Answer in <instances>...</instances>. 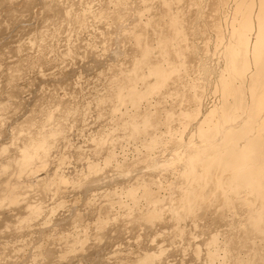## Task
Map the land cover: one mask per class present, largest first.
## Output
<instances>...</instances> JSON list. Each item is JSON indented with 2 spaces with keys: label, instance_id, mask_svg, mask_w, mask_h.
<instances>
[{
  "label": "bare ground",
  "instance_id": "bare-ground-1",
  "mask_svg": "<svg viewBox=\"0 0 264 264\" xmlns=\"http://www.w3.org/2000/svg\"><path fill=\"white\" fill-rule=\"evenodd\" d=\"M33 1L34 0H25L22 9L27 10L31 7L30 4L32 5ZM70 1L72 3H70V6L74 9L69 5L67 6L64 0H44V2H41L43 3V11L41 12L40 19H38L39 17L37 18L38 15L36 17L33 16L34 19L37 18L39 20V22L34 21L33 23L35 24L36 22L39 25L35 28L37 25L33 24L35 29L30 28V30H32L31 35L34 37L30 39L28 38L30 36H28V39L25 38L26 40H22V42L24 41L23 43L20 42L21 38L19 43L10 46L8 54L12 55L14 67H17L19 63H23L25 69H30L32 67L36 68L38 63L47 62V67L50 69H57L60 65L63 66L62 60L64 61L67 57V60H71L69 57L77 55L74 50L76 46L70 47L72 43L70 45H65V48L61 45L60 47L58 46L61 50L64 48L62 51L58 50L56 47L57 50L60 51L58 52L55 51L52 48V44L48 42L49 40L53 41V39H56V36L65 35V32L62 31L64 28L68 29L69 26H72L71 31H73V27H75L77 28V30L74 29L76 31L75 33L79 32V29L84 31L87 26H90V24L87 25V19L92 17L95 20L91 18V25L92 20H94L98 23H96L97 27H99V31L97 30L98 32L96 33L97 38L99 36L101 40L110 43L113 42L111 41V37H114L113 32H116L115 36H117V39L119 38L118 42L121 43L120 45L117 43V46L120 47L116 48L117 46L114 42L116 48L113 50L114 53L111 49L107 48L108 43H105V45L107 44L105 47L109 52L111 50L114 55L113 58L115 59H112L114 62L109 59L108 61L110 62H108L107 59L105 60V62H107L105 73H109V75L111 73L110 76L108 75L109 77L106 76L109 79L105 77L107 81L102 79L107 82L105 84L106 86H103L106 88V90L104 89L105 92L101 94L99 91L97 93L98 95L94 94L95 97L89 94L90 96L88 95L85 101L81 99L83 104H85L86 101L91 102V99L93 100L94 98L95 101H92V103L96 102L98 105L97 107L101 110L104 108L107 109L109 114L103 115H108L112 119L110 121L112 125H108L111 126L108 127L109 130L107 126V130H103L104 128H102L99 123L102 122V124H104V120L106 121V119L110 117L104 116L105 118H103V116H99L101 113H98L99 115L97 114L98 111L95 109L96 105L90 103L92 108L94 107L96 111L95 115H98V119L101 120L97 122L96 126L99 125L98 130L102 129L101 132L96 131L99 135L96 134L97 136H93L95 137L94 140H92L93 137L90 138L91 140L89 139L94 143H92L91 147L87 146V149L88 147L90 149L92 148L91 152L96 155V157L102 158V167L97 166V164H94L91 160L88 162L86 160L85 165L88 175L85 176L87 173H84L85 177L81 175L84 177L83 179L88 178L89 174L96 173L107 167H110V171L112 168L111 172L115 170L116 172H114L116 174L118 173V175L126 171L127 165L122 164L123 162L121 164H115L114 162L113 164L115 157L113 147H116V139L114 140V138L117 134H120L122 138L128 141H137V139L140 141V136L145 137L148 135L146 136L148 140L145 139L146 141L144 142L148 155L149 151L152 153L151 150L161 143L163 138L161 139L162 136L160 135L168 134L164 136H171L172 134H176L172 133L169 135V133L173 131L174 126L176 127L178 125L183 131L190 129L192 132V139L187 142L185 141V144L182 139V141H177L172 138L173 141L170 145L173 144L176 148L170 149L172 146L166 145L167 148L169 147V149L166 148L169 151H166V153L163 152L165 155H163L162 150L156 157L147 158L150 164L148 162L146 163L152 168H150V170H153L150 172L151 174L148 173L151 176L153 175L152 177H154L155 174L152 173L157 168L155 171L158 172L159 169L160 171L166 170L169 172V175L175 178V180L172 179L173 185L171 181L168 184V186H171L170 193L167 192L169 193L167 197L166 195L165 197H161L157 195L156 192L154 193L150 188V183L153 181L146 176L144 177L147 179H138L139 182H136L139 190H134L137 187L126 189L132 206L125 212L133 215V225L140 227V229L142 227L144 231L147 226L150 228L152 227V229L154 228V231L157 229L159 232L156 231L158 233L157 236L160 235L163 239L162 242L166 241L163 246L159 244L160 247L158 246L159 249L157 248L156 252L152 251L151 253V250L145 253L143 252L138 262H140V264H171L168 259L171 257V253L175 255L174 253L177 252L181 255L182 252L188 251L189 256L188 254L187 256L189 257V261H192V264H264V0H99V3H96L97 8L95 9L90 7V0H87L89 3H85L79 11H75L76 9L73 6L75 4H73L72 0ZM96 1L97 0H95V2ZM207 1L212 7L211 10L215 8L213 11L215 13L217 12L215 15L219 13L217 10L221 9L218 7L225 6L229 3L231 4V7L228 5L231 11H227L230 12V20L226 23L228 24V30L226 31L225 25H222L225 28H223L224 31H226L225 33L223 29H221L222 27L219 26V21H216L218 24L213 21L218 19L217 16L215 17L213 15L217 18L214 19L213 16H211L213 12L209 10L211 12L209 18L210 16L211 18L209 19L210 21H208L211 22V25H209L212 26L214 29L213 31L216 33V35H214L215 33L212 32L213 35L216 36V42L219 46L218 49L215 48L218 50L217 55L219 58H217L219 60L221 59L220 61H222V64L218 70V74L215 75V79H211L214 81L211 82L213 84L211 85L208 81L207 85L210 84L211 87L209 85L204 89L202 83L207 79L203 80V82L201 81V83L198 80H201L200 78L202 77L197 78L196 76L198 80H196V78L194 79V75L192 76L193 79L189 78V75L192 74L190 72H195L193 71V64L196 63L197 65L198 57H196L197 62L191 63L192 66H190L189 63L191 59L195 57V54H197V50L199 53L203 52L205 58L199 55V59L202 58V61L199 60V63L200 61L202 63L199 64V67L195 65V68H198L200 72L202 71L201 73L205 76L204 78H207V72L210 70L208 66L210 67V65L208 63V66L205 65L206 61L208 62V60L214 59L208 58L207 60L206 55H212L214 53H210V51L209 54L205 53L208 52V49L204 52V46L206 44L203 46V43H200L201 39L198 40L201 36H197L195 39L198 40L197 43H200L204 47L202 48V46H199L202 52L199 51V47L196 48L192 43L194 38L192 37V32H199L201 29L200 27L204 26H200L199 30L195 29L198 24H194L195 26H193V22H200L202 18L208 15L205 14L208 12V9L206 10V6L208 5H206ZM84 2H86V0ZM92 5H94V2ZM36 6L38 7V5ZM203 6H205V12H203L204 10L202 11ZM94 7L96 6L94 5ZM31 9H33V7H31ZM225 9L228 10L229 8L227 7ZM17 11L22 10L15 9L14 13ZM222 13H224V11ZM206 19L207 18H205V20ZM221 19H223V17ZM125 21H130V25L129 22L125 24ZM206 21L205 25H208ZM223 21L224 19L222 22ZM203 22H200L199 25ZM224 22H226V20ZM31 23L32 22H30V24ZM66 23L67 26L69 25L68 27H65ZM209 27L207 28L209 29ZM89 28L91 29V27ZM96 29L94 28V30ZM202 29L203 33H206V30H204L205 28L203 27ZM69 30L70 29H68V31ZM88 31L89 30H86V33ZM24 33L25 32H23V34ZM68 33L69 32L66 34ZM28 34H30V31ZM94 34L93 32V35ZM209 35L212 37L211 34ZM67 36L68 35H66V38ZM71 36L73 37V35H69L70 38ZM96 37H94V39ZM62 38L63 37H61V39ZM66 38V41L69 40ZM75 38H77L76 34L72 40ZM80 38L81 37H79V39ZM204 38L205 37L202 39ZM112 39L114 40V38ZM213 39V43H215V38ZM27 40L30 41L26 42ZM80 40L85 39L82 38ZM90 40L93 41L92 38H90ZM90 40L87 39V41H85L89 42ZM54 41L53 43L55 44ZM56 41L58 42V40ZM63 41L64 38L62 42ZM57 42L56 44H58ZM73 43L75 44V41ZM63 44L64 43H62V45ZM85 44L82 46H86V50H89L90 47H87L89 43H87L88 45ZM96 44L101 45V41ZM110 45L111 44H109V47ZM214 45L215 44H212V46ZM95 48L96 47H92V49ZM89 51L90 52H85L87 54L92 53L91 50ZM105 51L103 52L104 56L109 54V52L107 54V51ZM213 51L216 52L215 50ZM93 52L96 54L95 50ZM51 53L52 55H49ZM78 53L79 56L81 54L80 57L83 56L82 52ZM86 53H84L85 56ZM117 55L119 57L116 59L115 57ZM96 56L97 54L95 57ZM212 56L214 57V55ZM99 57L101 56L99 55ZM108 57L111 58V56ZM82 58H79V60ZM217 58V61H214L215 63L219 61ZM102 59H104V57ZM194 59H192V61ZM203 59H206L205 64ZM59 62H62V64ZM93 62L99 63L100 60L94 59ZM70 63L73 64L68 61L67 70H72L73 66L68 69L71 66ZM211 63L212 61L210 64ZM98 67L99 66H97V68ZM211 67H213V65H211ZM41 68L42 70L40 69L39 72H44V68ZM97 68L95 67V69ZM97 70L99 71L100 69ZM214 70L216 71V69ZM102 71H104L103 67ZM204 73H206V75ZM101 74L103 75L104 73L102 72ZM102 75L99 73L100 77ZM200 75L202 76V74ZM53 78H55V76ZM14 79L19 80L20 75L17 74ZM96 79L98 80L97 76ZM55 87L56 86L52 89L54 92L50 94L45 105H43L42 109L44 115L42 114L38 121H35V116H29L21 123L17 122V124L14 122L12 129L13 136L11 139L19 140V142H15L16 140H14L13 145L12 142L10 146L8 145L10 142L6 145H0V209L8 206L20 205L26 215L35 213L42 214L44 208L41 202H39V198H42L51 190L46 189L52 186L56 189L55 191H57L60 186L63 187L65 183H67V177L74 176L72 169L70 170L71 176L68 173L69 176L66 177L64 176L65 173L60 174L63 167L60 168L59 174L55 172L66 159L63 158L66 156L63 154V157H61V155L55 157V155L58 156L60 153L58 152V154H56L53 152L56 148L55 140H63L65 137L64 133H68L66 129L68 125L66 122L69 118L70 120L76 121L74 125V122L72 121V123L69 120L73 125L72 127V125L69 124L71 125L70 127L74 129V126H77L79 123L77 121H81L83 115L90 116L92 112L95 111L89 108L91 113L87 114L86 110L88 112V107H90L87 105V102L86 105H83L80 100L76 101L72 98L73 95H70L72 92L70 93L68 89L66 91L70 93L69 95L63 88L62 90H64V92L59 95L56 93L57 87ZM79 87L80 86H78V88ZM101 89L103 88L101 87ZM207 92L211 94L213 101L206 104L208 97ZM86 95L87 94H85V97ZM13 97L18 98V94L16 96L13 95ZM89 97L93 98L90 99ZM42 98L44 99V97ZM65 100H67V102ZM189 100L193 103H190V105H194V108L191 106L193 109L184 107L185 103L189 102ZM4 108H18V102H14L13 100L2 102V104H0V109ZM122 108L126 109L124 113H121ZM64 120L67 121L65 122ZM49 122H52V124L47 126ZM79 131H81V129ZM62 137L63 139H61ZM122 138L119 137L120 140H123ZM141 140H143V138H141ZM63 142L66 143L65 140H63ZM57 145V148H59V144ZM61 145H63L62 142H60V146ZM66 146L69 148V145ZM51 150H53L52 154L54 156L50 155ZM64 152L65 151L62 153ZM81 152H84V149ZM64 154H66V152ZM69 159H66V163H69ZM50 161L58 166L56 168L55 166L51 167L55 168V170H51L53 173L51 174L52 176L48 174V172H50L48 170L51 169L48 167V162ZM70 161L72 163L71 159ZM112 165L115 169H113ZM47 167L48 169H46ZM67 171L69 172V170ZM126 174L127 172L125 175ZM49 176L51 177L49 178ZM26 182H28L27 186L29 188L25 186ZM20 187L23 189H20ZM30 188L35 191L32 189L30 190ZM29 190L31 194H34V192L35 194H38L37 192L42 193L45 190L47 192L45 191L43 195L40 194V197L37 199L38 201L34 200L32 202L29 199ZM140 197L143 198L144 201L142 206H140ZM26 217H22L17 221L15 220V224H13V222L7 224L8 222L4 220L5 223L3 222L4 229L2 232L17 228L19 224L26 221ZM76 219L78 220L80 218ZM101 224L96 227H100ZM148 227L147 229H149ZM188 227L191 228L190 231L188 230L189 232L193 229L196 230L195 233L188 232L189 235L193 234L191 235L192 237H196V233L197 236H199L198 233L205 234V237L200 239L201 241L199 240L201 244H198L200 246L198 244V246H196V244L193 243L195 241L194 238H188L189 235L187 236L184 230L185 228L188 229ZM195 227L198 229H195ZM0 230H2V226ZM138 230L137 234L140 231ZM214 230L216 232H214ZM156 232H154V234ZM140 236L142 237L141 234ZM20 237H22V235ZM20 237L18 238L20 239ZM139 237L137 240L135 239V242L138 241L137 243H140L141 240ZM19 239H15V242L17 243ZM6 242L3 243L6 245L5 247L8 245L16 247L14 245H17L16 243L14 244V240L11 241L13 245H7ZM74 242L73 246L69 245L65 249H62L63 252L61 251L62 253H59L60 258H65L66 255L74 249L76 243L78 244L81 240L75 237ZM197 242L198 241H196V243ZM176 243H179L180 246H175L174 244ZM9 249L11 250V248ZM15 249H13V251L16 252ZM42 249H44V247ZM10 250H8V252ZM42 252L44 251H41L39 254ZM184 256L185 255H183V257ZM188 257H184L186 260L183 259V263L182 261L180 262L179 257L178 262L185 264ZM189 261L187 262L189 263Z\"/></svg>",
  "mask_w": 264,
  "mask_h": 264
},
{
  "label": "rangeland",
  "instance_id": "rangeland-1",
  "mask_svg": "<svg viewBox=\"0 0 264 264\" xmlns=\"http://www.w3.org/2000/svg\"><path fill=\"white\" fill-rule=\"evenodd\" d=\"M24 1L25 0H0V25H1V27H0V31H1L0 32V104H2V102L8 101V100H13L14 102H18V108L0 109V145H4V144L6 145L9 142H10L8 144L9 146H10L11 142H12V145L14 144V140H16V139H11L13 136L12 135V129H13L14 122L15 123H17V122L21 123L23 120H25L29 116H31V117L35 116L34 117L35 121L36 120L38 121V119H40L41 115L42 114L44 115V111H43L42 107H43V105H45L46 100L50 96V94L54 92V91H52L54 86L57 87L59 85L57 87L58 89L55 87L56 93H58L59 95L61 93H63L64 90L66 91L68 89V91L70 93L72 92V94H70V93H68V91H66L67 94L68 95L70 94L71 96L73 95L72 98H74L76 101L80 100V102L82 104H83V101H85L86 98H88L89 94L90 95L92 94V96L95 97V95L99 91L101 92V94H102V92L104 93L105 92L104 89L106 90V88L103 86L107 83L105 81H107V79H109L107 77H109L111 75V73H110V75H109V73H105V70L107 67V65H106L107 62H105V60L107 59V61H108V59H109L112 62H114L113 60H115V59L113 58L114 55L112 54V52L116 48L120 47V46L119 47L117 46V43L119 45L121 43V42H118L119 38L117 39V36H115L116 32H113L114 37H111V41H113V42L109 43L108 41H106L108 43V46H107V44L105 45V43H106L105 41L101 40L98 35H97L98 38L96 37V33L99 31V27H97V25H96L97 22L94 21L95 19L90 17V18H88L89 20L87 19V25L90 24L89 27H91V29H92V26H93V29L91 30L87 26L89 28V29L87 27L85 28L86 30H89L87 33H86V30L83 31L82 29H79L78 30L79 32L75 33L76 32L75 30H77V28L73 27L75 30L73 29V31H71L72 26L68 25L69 26L68 29H70V30L68 31L67 28H64L62 31L65 32V35L62 34V35L56 36V39H53V41L55 40L54 41L55 44L53 43L52 40L48 41L50 44H52V48L55 51H58V50L62 51V50H64L65 45H67V44L70 45L71 43L73 46L71 45L70 47L76 46L74 50L76 51L75 54H77V55L76 56L74 55L75 57L74 56L69 57L71 60H67L68 57L66 59H64L65 62L67 61L66 63L62 60L63 66L60 65V64H62V62L61 63L59 62L60 67H58L57 69L51 68L52 69L51 70L49 67H47L48 63L44 62V63H38V66L36 68L32 67L30 69L29 68L25 69V67H23V63H19V65L17 67H14L13 66L14 62L12 63V55L8 54L9 50H10V46H13V44L16 45V43H19V40L21 38L22 39L20 40V42H22V40H24L28 36H30V37H28L30 39H32L34 37L31 35L32 30H30V28L35 29L38 27L39 24H37L36 22L37 21L39 22L38 19H40V16L42 14L41 12L43 11V8H42L43 3H41V2H44V0H42V1L34 0L32 2V5L30 4V6L33 7V9H31V7H29L27 10L22 9V7L24 6V3H25ZM35 1L36 2L40 1V2L36 3ZM72 1H73V4H75V5H73L76 9L75 11H79L80 8L85 3H89V2H87V0H86V2H84L85 0H82V3H81V0H72ZM77 1H80V2H77ZM92 1L93 0H90V3H89L91 6L89 4L88 5L90 7H93L94 9L97 8L96 3L98 4L99 0H97L98 2L97 1L95 2V0L93 1L94 5L96 7H94V5H92L93 4ZM204 1H206V0H204ZM204 1H203V4H204ZM64 2H65V4L67 3L66 4L67 6L68 5L70 6V3H71L70 0H64ZM36 5H38V7ZM206 5L210 6V7L206 6V10L208 9V12H206L205 14H208V15L207 16L205 15L206 17L203 16V17L207 18L206 19L207 21L205 20V18H202L201 19L202 21H200V22H203V19H204V22L200 25H199L200 22H198V21H197V23H194L196 21L193 22V26L198 24V25H196L195 29L199 30L200 26H202V25H204V26L200 27L201 29L199 32H197V31L192 32L193 33L192 37H194L193 38L194 41L192 40V43L195 45L196 48L199 46L201 47L202 43H203V46H204V44H206L204 46L205 48L202 46V48H204V52L206 51V49H208L207 50L208 52H205V53L209 54V51H210V53H214V54H212V55H214V57L211 54L206 55L207 60H208V58H211L214 60H208V62L206 61V64H205L206 59H203V62L205 65L208 66V64H209L210 67H211V65H213V67L210 68L208 66V68L210 70L207 72L208 73L207 75H206V73H204L207 76V78H204L205 76L203 75V73H201L202 71L200 72L198 68H195L196 63H194L193 64V68H194L193 71H195V72L191 71L190 73H192V74L189 75V78H192V79H193V77L195 79L196 76H197V78L202 77L203 79L200 78L201 80H198L196 78V80H198L200 82L201 81L203 82V80L207 79V80H205L204 83L201 82L204 85V89L207 88L210 84L211 85L213 84L211 82H214L212 80H213V78L215 79V75L218 74V70L220 69V66L222 64L221 63L222 61H220L221 59L220 60L218 59L219 58L217 55L218 50H216L219 48L218 43L216 42V36H214V35H216V33H215V31H213L214 29L212 28V26H210L211 22H209L210 21L209 19L213 15L215 17L217 16L218 19L213 16L214 19H217V20H213V21H215V22L219 21V24H220L219 26L222 27L221 29L224 28V26H222V25H225L226 29L225 28L224 29L227 31L228 30V24H226V23L229 22V20H230V14H229L230 12H227V11H231L230 10L231 4L229 3L225 6L218 7V8H221L222 10L218 9L217 11L219 13L221 11L222 12L224 11V13L221 12L220 14L218 13L217 15H215L217 13V12L216 13L213 12L215 10V8L211 10L212 7H211V5H209L208 1H207ZM70 7H72V6H70ZM227 7L229 8L228 10L225 9ZM77 8H79V9H77ZM15 9L16 10L20 9L22 11H17L14 13ZM32 10H33V12H32ZM206 10H205V6H203L202 11L205 12ZM209 10H211V12H213V14H211L210 18H209V15L211 12ZM32 13H34L35 15ZM226 14H228V15H226ZM33 16H35V17L37 16V18L38 17L39 18L34 19ZM218 16L221 18L223 17L224 21L226 20V22L223 21L224 22L223 23L222 22L223 19L219 18ZM91 18L94 19V20H92V25L90 23ZM34 21H36L35 24L33 23ZM88 21H89V23H88ZM205 21L207 22L206 24H208V25H205ZM30 22H32V23L30 24ZM128 22L130 25V21H127V22L125 21V24ZM33 24L37 25V26L36 27L34 26L35 27L34 28ZM68 26L66 23L65 27H68ZM206 26L207 27L210 26L209 29ZM96 27H97V29H96ZM203 27L205 28L204 30H206V33L205 32L203 33V29H202ZM94 28L96 30H94ZM211 28H212V30H211ZM224 29H223V31H224ZM90 30L95 33L94 34L95 36L93 35V32H91ZM29 31H30V34H28ZM226 31H224V32L226 33ZM23 32H25L26 35H25V33L23 34ZM67 32H69L70 34L69 33L66 34ZM80 32H82V33H80ZM212 32L215 34L213 35ZM195 33L196 34L198 33V34L196 35ZM21 34H22V36H21ZM75 34H76L77 38L72 40L75 37ZM80 34H82V35H80ZM87 34H88V36H87ZM209 34H211V36L213 38H215V43H213L214 39L212 37H210ZM66 35H68L67 38H66ZM69 35H73V37L71 36V38H70ZM117 35H118V33H117ZM60 36L64 38L63 42H62L63 38L61 39ZM197 36H199V37L201 36L202 38L205 37L204 38L205 40L200 37V38H198V40L201 39L200 40L201 44L197 43L198 40L195 39V37H197ZM79 37H81L80 39L83 38L86 41H87V39L90 40V38H92L93 41L90 40L89 42H86L85 40H80ZM94 37H96V38L94 39ZM192 37H191V39H192ZM206 37L208 38V40ZM65 38L69 39L70 41L69 40L66 41ZM112 38H114L115 41ZM99 39L101 41V45L103 43V45H102L103 49L101 48L100 44L99 45L96 44V43H100V41L98 42ZM56 40H58V42ZM28 41H30V40H27L26 42H28ZM74 41H75V44L73 43ZM80 41H81V43H80ZM211 41H212V43H211ZM13 42H15V43H13ZM56 42L59 45L56 44ZM66 42H70V43H66ZM77 42H79V43H77ZM92 42H94L95 44ZM114 42L116 43V46H117L116 48H115ZM62 43H64V44L62 45ZM87 43H89V45ZM210 43H211V46H210ZM81 44L82 45H84V44L88 45L87 47H90L89 50H91L92 53H94L93 51L95 50L97 56L95 57V55H96L95 53L94 54H92V53L87 54L85 51H88V52H90V51L86 50V48H85L86 46H82ZM109 44H111L110 45L111 48L109 47ZM212 44H215L214 45L215 47L212 46ZM60 45L62 47H64L62 50L59 48ZM112 45H113V49H112ZM91 46L93 48L94 47H96V48L92 49ZM105 46H107L108 49H111L112 52H111V50L109 52ZM56 47L58 48V50ZM200 47H199V51H201ZM76 48H78V49H76ZM104 48L106 49L107 52L105 51ZM213 50H215L216 52H214ZM60 51H58V52H60ZM104 51L107 54L109 52L108 55H105L106 57L104 56V53H103ZM78 52H82V55L84 56V57L83 56L82 57L84 59L82 57H80L81 54H80V56L78 55L79 54ZM84 53H86V56L84 55ZM198 53L199 52L197 50V54H195V57L192 58V59H194V58L195 59L193 61L191 59V61L189 63L190 66H192L191 63L197 62V60H198V62H197L196 67H199V64L202 63L201 62L202 58L199 59V55H200V57L202 55L203 58H205V54L203 52L199 53V54ZM49 55H52V53ZM99 55L102 58L104 57V59L99 57ZM108 56H111V58H109ZM117 57H119V56L117 55L115 58L117 59ZM196 57H198L197 60H196ZM79 58H82V59L79 60ZM216 58L219 60L217 63H215L217 61ZM92 59L93 60L98 59V60H100V62L94 63ZM199 60H201L200 63H199ZM68 61L73 63V64L70 63L71 66L68 68V69H70L73 66L72 70L66 69L67 65H68ZM211 61H212V63L210 64ZM108 62H110V61H108ZM104 64H105V66H104ZM215 64L217 67L215 66ZM96 65L99 67L97 68ZM94 66L97 69H100L101 71H102V67H103L104 71H102V72L105 75L104 74L102 75L101 74L102 72L100 70H99L100 71L99 72L97 69H95ZM214 66H215V68H214ZM41 67L44 68V72H39L40 69L42 70ZM197 69H198L199 73L202 74V76L198 73V71L196 72ZM214 69H216L217 72ZM99 73H100V75H102L101 76L102 78L99 76ZM209 73L210 74L212 73L211 75H213L214 77L211 76ZM17 74L20 75L19 80L14 79L17 76ZM54 76H55V78H53ZM96 76H97L98 80L96 79ZM209 76H210V78H209ZM102 79L105 81H103ZM208 81L210 83L209 85H207ZM205 83H206V85H205ZM211 85H210V87H211ZM78 86H80V87L78 88ZM101 87L103 89H101ZM62 88L64 90H62ZM14 91H16V92H14ZM17 94H18V98H14L13 95L16 96ZM85 94H87L86 97H85ZM207 94H208L209 98L207 97L206 104L213 101L211 94L208 92H207ZM42 97H44V99ZM93 97H89V98L91 99ZM44 100H45V102H44ZM65 101L67 102V100H65ZM92 101L93 102L95 101L94 98H93V100L91 99V102L86 101L88 104L86 102H85V104H83V105L87 104L88 106H90V107H88L89 113L87 112V110H86V113L90 114L91 113L90 111L92 109L94 111L96 109V111H98L97 114L98 113L102 114V115L98 114L99 116H103V118H105L104 116L107 117L108 115H103V114H107V113L109 114L108 110L105 108L102 110L99 109V107H97L98 106L97 103L96 102L92 103ZM90 103H92V105L93 104L96 105V106L94 105L95 109H94V107L92 108V105ZM190 103L193 104L189 100V102H186L185 106L184 105L183 106L185 108L189 107V109H191L194 105H190ZM89 108H91V110ZM189 109H188V111H189ZM96 111L92 112V114L90 116L89 115H83V118H85L86 116H88V117H86L85 119H83L81 117L82 118V119L80 118L81 121H77L79 123H78V125L76 124L77 126H74V129L71 128L70 126L72 125L71 124L72 121L74 122V123L72 122L74 125H75L76 121L70 120V118L68 119V121L66 120L67 122L64 120L68 126L66 124L65 125L70 130L68 128H66L69 134L67 132H66L67 134L64 133L65 137L63 136L64 139H63V137L61 139L65 140L67 144L65 142H63V140H61V141L59 139H58L59 141L55 140L56 145H55V143H54V145L56 146V148L54 147L55 151H53L54 149L51 150L50 155L54 156L52 154V151L56 154H58V152H60L58 154V156L55 155V157H59L60 155H61V157H63L62 156V154H63V155H66L63 157L64 159L65 158L69 159V156H70L72 163H71L70 159L68 160L69 163H66V159H65V162L61 165V167H58V166H56V164L54 165V163L52 161H50V162H48L49 163L48 167L51 168L52 166H55V168L58 167L57 168L58 170L57 169L55 170V168H51L48 170L51 173L48 172L47 170H45V171H47L48 174L51 175V174H53L51 170H55V172L59 174L60 168L63 167L62 170L64 172L61 170L60 174L65 173L64 174L65 177L69 176L70 170L72 169L74 176H72L73 178L67 177L66 178L67 183H65V185L63 187L60 186L61 188L59 187L57 191H55L56 189L52 186H51V188L50 187L47 188L46 190H50V189L52 190L54 188L53 191H55V192H53V191L51 192V190H50V192L48 191L49 193L44 195L42 197L43 199L40 197V194L41 195H43V193L45 194L46 190L42 193H39L36 191L38 194H35V192H34L35 190L30 188V190L31 189L34 190L33 191L34 194H31V192L29 190V195H30L29 199L33 202L34 200L36 201L40 197L42 200L39 198V200H40L39 202H41V205L44 208V212L42 214H36L35 213V214H31V215H28V214L26 215V214H24V210H23L22 206H20V205L19 206H8V207H4V208L0 209V228L2 226V230H0L1 231L0 232V264H13V263L14 264H140V262H138V261L142 257L141 255L143 254V252L145 253V252H148L149 250H151V253H152V251L156 252L159 244L161 246H163L165 244L166 241L162 242L163 239L160 237V235L157 236V234L159 233L157 231V229H156V231L158 233L156 231H154V228L152 229V227L150 228L147 226L149 228V229H147V227L145 226L146 228L144 231L142 229V227H141V229H142L141 230L140 227H136L135 225H133V223H132L133 215L131 213L128 214L127 212H125L127 209H129L132 206V202L128 198V195L126 193V189L137 187L134 190H139L138 184L136 182H139L140 179L143 180V179H147L149 177L154 182L153 183L151 181L153 184L150 183L151 184L150 185L151 190H153L154 193L156 192V194L161 196V197H165V195L167 197V194L170 193V186H171V185L168 186V184L171 181V183L173 185L172 179L175 180V178L172 175H169V172H167L166 170H163V171L161 170L162 171L161 172L159 168H158L159 169L158 172L155 171V170H157V168L154 170V172L152 174H154V173L155 174H154V177H152L153 175L151 176L150 172L153 170H150V168H151L149 166L150 162H149V159H147V158H153V156L156 157L158 154L161 153L162 150H163L162 153L163 152L166 153V151H169V150H167V149H169V147L167 148L166 145L167 146L170 145V143H172L173 139L177 140V141L178 140H180V141L184 140L183 143L185 144V141L187 142L188 140L192 139L191 130L188 129L189 131L188 130L183 131V130H181V128L178 127V125L176 126L177 129L174 126V128L176 130L173 128V131L174 130L177 131L178 129H180V130H178L177 132L172 131L171 133H169V135L172 133H174V134L176 133L175 135H173V134L171 136H164V135H168V134L160 135V136H162L161 139L163 138L161 140L162 144L159 143L157 147H155L154 149L151 150L152 153H150V151L148 152V155L146 152L147 151L146 147L144 145V142L146 140H148V137L146 138V136H148V135H146L145 137L140 136L139 137L140 141H138V139H137V141L136 140L135 141H128L127 139L122 138V136H120V134L119 135L117 134L118 136L116 135L114 138V140L116 139L115 140L116 141V144H115L116 147L115 146L113 147V150L115 152L113 164H114V162H115V164H117V163L121 164L122 162H123L122 164H126L127 166L125 169L126 171H124V173H123L124 175L123 174L118 175V173L116 174L115 170H113V172H111L112 168L110 171V167L109 168L107 167L104 169L102 168L103 170L98 171L96 173L89 174L88 178L83 179L85 176L88 175V171L86 169L87 167L85 165L86 160H87V162L91 160L92 162H94V164H97V166L102 167V158L96 157V155H94L91 152L92 148L90 149L88 147V149H87V146L91 147L92 143H94L93 141L92 142L90 141L91 140L90 138H92L93 136L99 135L96 131L101 132L102 128H104L103 130H105V129L107 130L108 127H111L108 125H112L110 123V121L112 120L110 116H108L110 118H107L108 120L106 119V121L102 117H100L102 120H104V124H102V122H100L101 120L98 119L99 116L95 115ZM102 111H104L106 113H104ZM125 111H126V109H124V108L121 109V113H124ZM125 116H126V114H125ZM97 119H98V121H97ZM97 122H100L99 125L101 124L100 126H102V128L100 127L101 129L99 128L100 130H98L99 125L96 126ZM11 124H12V127H11ZM50 124H52V122L47 123V126H49ZM69 124H71V125H69ZM105 124H107V125H105ZM106 126H107V128H106ZM72 127H73V125H72ZM79 128L81 129V131H79L80 130ZM108 130H109V128H108ZM77 131H79V132H77ZM183 132L184 133L186 132V133L184 134ZM119 137L122 138L123 140H120ZM164 137H165V139H169V140H165ZM94 138L95 137H93L92 140H94ZM141 138H143V140H141ZM117 139H119V140H117ZM17 141L19 142V140H16L15 142H17ZM117 141L118 142L120 141V142L118 143ZM169 141H171V142H169ZM60 142H62V144H63V145H61L62 147L66 144V145H69V148L66 145L62 148L60 146ZM90 142H91V145H90ZM135 142H136V144H135ZM168 142H169V144H168ZM117 143H118V146H117ZM57 144H59V148H57L58 147ZM142 144H143V146H142ZM170 146H172V147H170V149L174 148V147L176 148V146L173 144ZM162 147H164V148H162ZM60 149L61 150L64 149V150L61 151ZM83 149H84V152H81ZM63 151H65L66 154H64L65 152L62 153ZM164 153H163V155H165ZM67 155H68V157H67ZM50 159H51V157H50ZM146 162H148L149 164H147ZM65 163H66V165H65ZM51 164H53V165H51ZM48 167L46 169H48ZM113 169H115L114 166H113ZM146 169H147V171H146ZM67 170H69V172ZM84 170L87 172H85ZM126 172H127V174L125 175ZM143 172H145V173H143ZM156 172H157V174H156ZM84 173H87V174L85 175ZM146 173H148V174H146ZM81 175H83V176L85 175V176L83 177ZM51 176H49V178ZM144 176H146L147 178ZM155 176H157V177H155ZM152 178H154V179H152ZM27 185H28V182L25 183V186H27ZM166 185L169 187V190H168V187ZM20 189H23V188L20 187ZM167 192H169V193H167ZM139 200L141 202L140 206H142V204L144 202L143 198L140 197ZM22 217H26V221H23L21 224H19L17 226V228L2 232L4 229L3 225L5 222H8L7 224H9V222H10V224L12 222H13V224H15L16 221L21 219ZM76 218H80L78 220L79 221L81 220V221L79 222ZM4 220H5V222H4ZM99 224H101L100 227H102V228L96 227V226H99ZM30 227H32V228H30ZM185 227H187V226H185ZM211 228H212V226H211ZM99 229H100V231H99ZM195 229H198V228L195 227ZM137 230L139 231L138 234H137ZM184 230L186 231L187 236H188L189 235L188 232L191 230V228L188 227V229L185 228ZM154 232H156V233L154 234ZM195 232H196V230L193 229L189 233H195ZM214 232H216V231L214 230ZM214 232H212V233H214ZM142 233H144V234H142ZM23 234H25V235H23ZM140 234L142 235V237L140 236ZM21 235H22V237H20ZM136 235H137V237H136ZM154 235H156V236H154ZM191 235H193V234H191ZM191 235H189L188 238H190V237L192 239L194 238L195 241L193 240L194 242L193 241L192 242L194 244H196V246L201 244L199 242V240L202 239L203 237H205V234L203 235V233H201V234L198 233L199 236H197V233H196L197 238L194 236L192 237ZM15 236H16V238H15ZM18 237H20L21 240ZM75 237L80 238L81 242H79L78 244L76 243V246H74V249L71 250L66 255L65 258H60L59 253H62L63 252L62 249H65L67 246H69V245L73 246V242H74ZM138 237L141 240L140 243H137L138 241L135 242V239L137 240ZM15 239H17V240L19 239V241H21V242L17 241V243H16ZM13 240H14V244L15 243L17 244V245H14L16 247H11L10 245H8V244L13 245L11 243V241H13ZM6 241L7 242L9 241V242L7 243ZM196 241H198V242L196 243ZM5 242L8 245L7 246L8 248L5 247L6 246L5 244H3ZM178 244L176 243L174 245L180 246V244L179 245ZM43 247H44V249H42ZM9 248H11L12 251ZM17 248H18V250H17ZM148 248H151V249H148ZM5 249H7V250H5ZM13 249H15L16 252L13 251ZM8 250H10L9 252H11V253H9ZM41 251H44V252L39 254ZM12 252H13V254H12ZM8 254H11V255H8ZM174 254L175 255H173V253H171L170 254L171 257L168 258L169 263H171V264H173V263L179 264L181 261L183 263L184 262L183 259L186 260V258H184V257L189 256L188 251L187 252L184 251V253L182 252V254L180 253L181 255H179L177 252ZM187 254H188V256H187ZM183 255H185V256L183 257ZM178 256L180 257V259ZM181 258H182V260H181ZM178 259L180 260V262H178ZM187 261H189V257L187 258ZM187 261L185 262V264L188 263ZM191 262L192 261H189L188 264H192ZM201 262H204V261H201Z\"/></svg>",
  "mask_w": 264,
  "mask_h": 264
}]
</instances>
